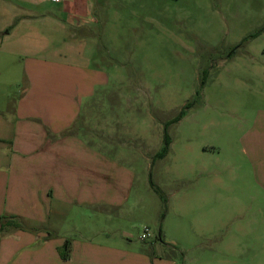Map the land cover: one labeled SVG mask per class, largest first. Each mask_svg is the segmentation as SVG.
Listing matches in <instances>:
<instances>
[{
    "label": "rangeland",
    "instance_id": "rangeland-1",
    "mask_svg": "<svg viewBox=\"0 0 264 264\" xmlns=\"http://www.w3.org/2000/svg\"><path fill=\"white\" fill-rule=\"evenodd\" d=\"M53 1L0 0V111L25 97L32 62L103 71L107 85L85 113L97 127L91 139L133 175L124 207L71 210L58 234L145 244L163 264H264V239L239 246L233 237L239 200L264 203V135L251 134L264 128V32L243 41L264 27V0H91L92 23L76 35L75 17ZM166 124L171 145L161 159ZM122 145L129 151L117 152Z\"/></svg>",
    "mask_w": 264,
    "mask_h": 264
},
{
    "label": "crops",
    "instance_id": "crops-1",
    "mask_svg": "<svg viewBox=\"0 0 264 264\" xmlns=\"http://www.w3.org/2000/svg\"><path fill=\"white\" fill-rule=\"evenodd\" d=\"M53 2L61 3L63 12L75 17L72 34L92 23L88 19L91 0ZM52 23L67 29L65 22L52 19ZM12 52L19 54L15 49ZM24 75L25 97L10 114L0 111V217L16 216L28 230L0 231V264H163L160 253L151 257L145 244L139 251L140 245L122 247L91 238L69 239L70 258H61L59 249L67 238L58 232L69 212L124 207L133 175L119 173L116 162L98 154L104 150L91 139L97 127L85 113L99 103L94 98L98 85H107L103 71L83 63L60 61L48 66L32 62L24 66ZM251 134L263 136L264 128ZM120 149L117 152L129 151L127 145ZM262 173L259 169L257 183L264 189ZM250 202L253 204L247 207L239 200L234 212V218L241 219L233 236L239 246L246 237L254 245L264 239V203H259L258 196ZM244 218H249L247 224ZM162 237L164 240L163 233Z\"/></svg>",
    "mask_w": 264,
    "mask_h": 264
},
{
    "label": "trees",
    "instance_id": "trees-1",
    "mask_svg": "<svg viewBox=\"0 0 264 264\" xmlns=\"http://www.w3.org/2000/svg\"><path fill=\"white\" fill-rule=\"evenodd\" d=\"M264 32V27L260 29L256 34H252L245 38L243 41H247L248 39H253L257 37L260 33ZM207 76V72L204 74V81L202 82L201 86L204 87L205 85V79ZM197 95H200V92L197 93ZM192 104L187 103L183 109L179 112V114L171 121V123H178L184 116L185 110L188 109ZM170 124H166L164 126V135H163V146L161 151L156 155L157 158H165L170 150L171 145V139L168 134V127ZM155 191L160 194L163 197V192L159 187H155ZM27 227L21 222V220L16 216H1L0 217V231L2 233H9L11 231H27ZM157 239L161 242H163L162 234L159 233L157 236ZM70 250H71V243L69 240H66L63 246L59 249V254L61 258L65 261H67L70 258Z\"/></svg>",
    "mask_w": 264,
    "mask_h": 264
},
{
    "label": "built area",
    "instance_id": "built-area-1",
    "mask_svg": "<svg viewBox=\"0 0 264 264\" xmlns=\"http://www.w3.org/2000/svg\"><path fill=\"white\" fill-rule=\"evenodd\" d=\"M150 236H151L150 230L146 228L144 234L142 235V239L149 238Z\"/></svg>",
    "mask_w": 264,
    "mask_h": 264
}]
</instances>
